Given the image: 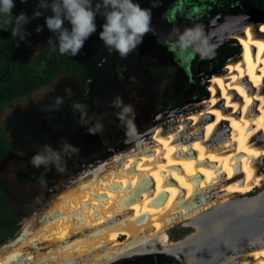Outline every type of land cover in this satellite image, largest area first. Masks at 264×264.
Segmentation results:
<instances>
[{
	"label": "bare ground",
	"instance_id": "obj_1",
	"mask_svg": "<svg viewBox=\"0 0 264 264\" xmlns=\"http://www.w3.org/2000/svg\"><path fill=\"white\" fill-rule=\"evenodd\" d=\"M256 20H213L211 36L222 42L234 35L243 47L212 71L210 97L158 126L153 141H139L67 184L36 229L0 246V264H97L262 187L264 18ZM245 200L249 210L258 208L264 190ZM263 232L217 261L195 258L193 264H264V236L248 241Z\"/></svg>",
	"mask_w": 264,
	"mask_h": 264
},
{
	"label": "rangeland",
	"instance_id": "obj_2",
	"mask_svg": "<svg viewBox=\"0 0 264 264\" xmlns=\"http://www.w3.org/2000/svg\"><path fill=\"white\" fill-rule=\"evenodd\" d=\"M34 1V10L25 13L30 18L24 25L25 32L22 31L19 36H24L21 42L27 59L52 48L48 45L49 37L56 39V34L47 28L45 22L47 16L53 15L51 9H41L42 15L33 18V12L39 4V0ZM92 2L95 7L101 0ZM133 3L145 7V0H133ZM169 3L156 21V9L151 10L152 30L126 58L114 50L110 51L99 38L105 19L98 14L96 32L85 41L80 54L87 74L85 82L61 74L49 84L10 101L0 109V128L9 145L14 148L8 157L0 158V182L7 189L6 201L21 215L14 236L0 242V246L36 229L44 212L67 184L84 176L97 165L106 163L112 155L128 151L137 142L153 141L158 126L170 125L184 108L203 99L189 67L196 51L180 48L177 41L186 28L195 26L201 27L204 36L208 32V35H212L214 17L204 4L193 9L184 2L171 11ZM224 11L242 18V23L248 17L264 18L247 0H234ZM37 26L42 31L38 32ZM64 27L70 31V22L65 20ZM214 37L215 41H208L211 46L221 41L216 39V34ZM232 39L243 47L240 39L234 35L226 36L222 42L230 45L232 43L229 40ZM241 52L228 54L227 61L220 68L223 69L231 58ZM225 54L223 51L222 56ZM214 69L216 67L206 70L207 78L203 77L205 86L201 81L204 89L209 91L208 97L211 95L209 78L213 76ZM200 77L202 75L199 72L197 79ZM118 97L124 105H131L134 109L133 130L122 124L117 115L121 111L114 106ZM58 100L61 102L57 103ZM76 105L82 107L77 108ZM46 145L60 153L65 161V171L58 172L54 165H42L39 168L32 165V157L43 152ZM65 145L78 151L65 153ZM263 190L264 183L246 196L231 198L226 206L211 210L196 220L170 226L161 238L131 246L127 251L97 264H139L145 261L142 258L144 255L157 252L172 255L174 264H179V260L181 264H193L200 248L214 239L226 224L264 208V200L253 210L242 205V201L255 198ZM263 236L264 232L248 241ZM62 264L82 263L75 261Z\"/></svg>",
	"mask_w": 264,
	"mask_h": 264
},
{
	"label": "clouds",
	"instance_id": "obj_3",
	"mask_svg": "<svg viewBox=\"0 0 264 264\" xmlns=\"http://www.w3.org/2000/svg\"><path fill=\"white\" fill-rule=\"evenodd\" d=\"M25 0H21L24 3ZM15 7L14 0H0V13L8 17L5 21L4 30L7 26H12V35L20 36L24 31V25L29 22V17L21 12L12 19V9ZM41 9H51L53 15L46 17L47 28L56 34V39L48 38V45L53 49L58 48L61 55H78L84 46L85 41L96 32V16L102 15L105 23L99 38L108 49L116 51L122 58H126L135 51L142 42L143 37L152 29L151 11L142 8L133 0H101L95 7L92 0H39L38 8L33 12V18L42 15ZM104 9V11H101ZM71 24L69 31L64 27V21ZM42 31L40 26L36 29ZM178 31V30H176ZM24 36H21L23 39ZM58 41V44H57ZM180 48H192L199 53L201 59L210 58L214 54V48L209 45L207 38L199 26L186 28L178 36ZM61 101L58 100L57 103ZM114 106L120 108L117 114L121 123L126 124L129 130H133L134 109L131 105H124L118 97L114 101ZM77 108L82 107L76 105ZM65 153L76 152L78 149L65 145ZM31 163L34 167H47L54 165L58 172L65 171V161L59 152L51 147L45 146L43 152L35 154Z\"/></svg>",
	"mask_w": 264,
	"mask_h": 264
},
{
	"label": "trees",
	"instance_id": "obj_4",
	"mask_svg": "<svg viewBox=\"0 0 264 264\" xmlns=\"http://www.w3.org/2000/svg\"><path fill=\"white\" fill-rule=\"evenodd\" d=\"M232 1V0H231ZM249 5L257 9L264 15V0H247ZM15 7L12 9V19L21 12L27 13L35 8L34 0H14ZM7 16L0 13V109L7 103L19 99L21 96L31 93L47 84L58 75H66L78 82L87 80L86 71L81 63L80 54L72 57L70 55H61L59 49H46L38 55L27 59L25 57L21 38L12 35V26H7L5 21ZM232 44L222 47L226 52L221 58H215L212 55L208 60L202 61L198 58L199 53L192 57L190 62L191 76L196 84L199 85L202 97H208V90L205 85L197 79L196 69L198 68L202 77L207 78L206 70L210 67H216L220 71L221 66L227 61L228 54H237L240 44L234 39L229 40ZM242 48V46H241ZM222 51V52H223ZM14 148L11 147L0 128V158L8 157ZM7 189L0 182V242L12 238L18 229L21 215L6 200Z\"/></svg>",
	"mask_w": 264,
	"mask_h": 264
},
{
	"label": "water",
	"instance_id": "obj_5",
	"mask_svg": "<svg viewBox=\"0 0 264 264\" xmlns=\"http://www.w3.org/2000/svg\"><path fill=\"white\" fill-rule=\"evenodd\" d=\"M196 72L199 74L198 68ZM198 80L205 85L203 77ZM262 219L264 220V210L255 211L252 214L230 221L216 234L214 239L200 248L196 258H202V261H204L206 258L214 257L217 258L215 260L217 261L221 255L224 256L228 254L227 252L233 250L234 245L258 233L264 227Z\"/></svg>",
	"mask_w": 264,
	"mask_h": 264
},
{
	"label": "flooded vegetation",
	"instance_id": "obj_6",
	"mask_svg": "<svg viewBox=\"0 0 264 264\" xmlns=\"http://www.w3.org/2000/svg\"><path fill=\"white\" fill-rule=\"evenodd\" d=\"M233 1L234 0H232V1L231 0H145V7L144 8L150 9V11L156 9V13H157L155 16L156 17L155 21H156L158 16L161 15L164 8H166V5L168 2H170L169 5H171V11L172 10L174 11L179 5H182V3H184V2L187 4L188 7L193 8V9H195L197 6H199L201 4H204L205 6L210 8L209 13L211 14V16L214 17L213 20H215L216 22H222L224 20L225 16L231 15V14L225 13L224 10ZM208 34H209V32H208ZM207 35H205V37H207ZM161 36H162V34H161ZM209 39H212V41H215L214 36L208 35L207 40L209 41ZM225 45L226 44H223V42L222 43L220 42L217 45L212 46L214 48V54L213 55H215V58H221L222 51H223L222 47H224ZM195 54H194V56H195ZM198 58L201 59L200 56H198ZM208 59L209 58H206L204 60L206 61ZM142 258L145 259V261H143V263H139V264H144V263H146V264H174V261H173L174 257L172 255H167L166 252L150 253V254L144 255V257H142ZM179 264H181L180 260H179Z\"/></svg>",
	"mask_w": 264,
	"mask_h": 264
}]
</instances>
